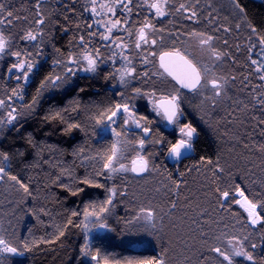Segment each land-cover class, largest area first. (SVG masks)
I'll return each instance as SVG.
<instances>
[{"label":"trees","instance_id":"obj_1","mask_svg":"<svg viewBox=\"0 0 264 264\" xmlns=\"http://www.w3.org/2000/svg\"><path fill=\"white\" fill-rule=\"evenodd\" d=\"M233 1L245 25L255 35L256 42L258 40L264 44V0ZM89 2L0 0V15L6 16L8 23L15 25L27 19L30 28L39 19L40 8L46 7L49 15L55 10L53 23L60 29L56 34L53 32V42L60 52L65 53L75 37L85 42L88 36H93L95 42L101 40L98 39L100 34H97L96 27L95 31L93 27L92 31L85 29ZM197 2L196 10L193 9L195 20L205 27L202 13L211 12V1ZM189 3V0H172L170 9L175 14L179 13L185 27L177 23L173 26L175 30L170 26L165 28L164 44L168 48L177 47L173 46V42H176L174 45L181 43L186 47L188 34H191L188 30L193 21L189 23L181 16L179 6L189 9L192 7L188 6ZM19 10H23V13ZM141 15L144 16V12ZM217 15L220 20L226 16L222 13ZM215 32L212 34L214 41L217 40ZM14 33L7 30L6 35ZM241 38L242 34L236 33L226 42L220 39L215 43L221 54L218 70L228 82H232H227L228 86L220 95L213 94V100H205L207 113L211 115L209 109L218 113L217 124L208 119L209 123L198 125L195 157L183 160L179 172L172 176L171 185L164 184V189L173 194L168 192L167 199L161 202L169 205L173 195L172 204L178 207L173 206L174 212L181 211L184 216L183 211L189 208L187 214L192 213L190 217L194 215L198 218V213L202 211L208 219L217 215L220 226L228 225L230 231L233 225L229 218L224 219L221 195L238 190L247 198L254 197L263 215L262 222L257 231L249 228V225L241 230L246 237L252 236L250 231H254V234L257 232L260 244H255V247L259 246V250L252 262L240 261L237 264H264V46L258 48L254 43L255 54L247 59L248 55L241 54L240 48H237L238 41L244 46ZM101 58V62L108 64L104 56ZM222 70L225 71L222 73ZM49 71L48 65L38 71L28 88V102L36 97ZM109 73L102 69L92 77H81L68 90L45 98L35 112L12 126L0 140V153L8 163L7 176L17 182L27 197L29 219L20 238L23 257L16 264H88L83 256L84 217L105 209L112 187L106 167L112 156L113 139L101 136L100 129L118 108L127 104L124 92L113 88L115 78ZM141 86L143 90L154 91L158 96L165 94V90L175 88L168 79L164 83L159 77H153L150 86ZM249 90L252 92L245 96L247 98H239L238 95ZM185 105L188 110H198L201 100ZM200 116L203 121L205 118ZM213 125L216 132L205 129ZM158 134L166 140L169 138L163 133ZM146 185L149 186L148 183ZM122 201L117 202L119 209L120 202L121 208L131 210L134 207L130 192L125 194ZM239 209L237 212L240 215L242 210ZM118 213L116 221L112 222L116 235L120 232L121 213ZM206 222L203 224L206 228L213 226L209 225L208 220ZM162 240L158 244L165 247L173 259V252H177L181 241H173V238ZM193 248L197 252L195 255L201 253L202 243L195 241ZM161 252L158 248L134 249L103 240L93 247V254L100 264H159Z\"/></svg>","mask_w":264,"mask_h":264},{"label":"rangeland","instance_id":"obj_2","mask_svg":"<svg viewBox=\"0 0 264 264\" xmlns=\"http://www.w3.org/2000/svg\"><path fill=\"white\" fill-rule=\"evenodd\" d=\"M88 1L93 2V19L96 30H98L99 26L101 29H104L107 21L103 16L102 8L110 6V9L112 2L115 0ZM189 1L188 6H192L190 8L196 10L197 0ZM210 1L211 12L204 14L201 10L203 15V18H201L205 27L203 25L200 26L199 22L197 24L195 17H192V20H188L190 14L187 16L188 18L186 17L189 23L193 21L191 23L193 26L191 25L188 30L191 33L190 35L188 34L186 45L188 56L205 72L206 87H203L199 92L204 97L200 98L201 107L197 110L203 116L202 118L205 119L202 121L201 116H197L196 119L200 126L203 125L201 123H207L208 119L217 124L218 113L209 109L211 115L208 114L205 100H213L214 90L223 92L228 83L232 82H228L227 78L223 77L218 70L221 54L219 53V49L215 47V43L220 41V39L226 42L234 34L241 33L244 46H241L240 41L237 40V48H240L241 54L243 52L248 55L247 59L252 58V55L255 54L254 43L258 45V48H263L264 46L261 41L257 40L256 42L255 35L245 25L233 0ZM128 2L130 3V0ZM19 11L23 13V10ZM54 12L55 10L51 15L46 14L43 17H39L30 28L28 27L29 20L27 21V19H23V21L15 25L11 22L8 23L6 16L0 15V38L5 41L4 49L0 52V103L3 105L0 108V140L3 134L12 126L35 112L42 100L54 95L58 91H65L67 87L73 84L74 80L72 77H64L58 71L41 86L36 97L28 102L26 82H24L27 69L21 73L16 71L17 67H20L21 61L23 59L27 60L28 52H32L30 55L34 54L33 60L40 63L47 57L46 55H42L39 59L38 52L43 49L50 50L51 48L54 28H56L53 23ZM218 13L225 14V19L221 17L220 20L217 15ZM212 28L216 32L210 31ZM10 29L15 33L7 36L6 32L7 30L11 31ZM214 32L217 37L215 41L213 40L214 36H212ZM105 33L98 35V37L106 40L107 36L112 34L110 30H105ZM34 36H36V40L32 41ZM78 38L77 52L74 56L78 57L77 59L80 61L79 63L77 61L76 65L79 68H83L85 72H91L92 74L102 69L106 70V72L112 71L115 78L113 88L121 90L124 92V97H127L126 106L118 108L109 118L108 123L100 129L101 136H110L113 139V152L106 167L112 187L105 209L101 213H89L84 217L82 226L84 237L83 256L86 263L100 264L97 256L93 254V247L97 242H101L102 240L128 245L135 249L158 248L162 250V259H160L159 264H237L240 261L252 262L253 257L259 250V246L255 247V244L259 243L260 237L257 232L254 234V231L249 232L252 235L251 237H246V234L242 233L241 228H247L249 225V228L257 231L262 222L263 215L254 197L247 198L246 194L242 191L236 190V199L234 198L235 190L232 193L225 192L221 195L224 219L227 220L226 218H229L230 224L233 225L230 231L228 230V225L220 226V218L217 215L212 217L213 220L208 219L204 216L205 212L202 211L200 214L198 213V218L194 215L190 217L192 213L188 215L187 213L190 210L186 208L183 211V216L181 211L174 212L175 208L173 206L176 209L178 208L174 203L171 209L170 220L165 225L161 223L156 224L158 220L156 218L159 215L158 212L155 213L153 211L150 203L159 196L158 192L160 189L149 186L139 189L138 185L135 184L137 180L130 171L133 159L143 155L149 161V168L151 167V172L149 170L148 175L143 178V181L152 183L153 180L154 184L160 183L159 176L161 175L156 171V168L159 169L160 166L158 161L161 159L162 141L156 135H153V129L149 125L146 126L145 119L143 120L137 115L139 108H148L156 121L161 122L162 124L160 125H164L162 116L159 115L158 110L154 107V101L158 98V94L154 93V91L150 92L147 89L143 90L142 86L139 85L141 82V78L139 77L142 76L143 70L145 68L150 69L152 63L143 61L145 65L142 66L139 62L140 60H129L126 56H122L120 52L110 49L107 53L109 60L105 58L109 64L101 62V59L99 61L95 60L94 66L90 69V63L85 59L88 55L86 52L88 51V43ZM91 57L96 59L94 56ZM118 57L120 60L116 59ZM118 61L120 65L117 68ZM224 71L222 70V73ZM152 74V76L159 77L166 83L167 79H165V75L159 68L157 70L153 69ZM57 76L61 77V80L58 83H54V78ZM262 78L264 81V77ZM210 81H219L217 88L213 87L212 89L209 84ZM249 91L238 95L239 98H247L245 96L252 92L251 90ZM211 95L213 97H210ZM195 96L197 97L198 93ZM11 101L12 105L15 106H12L13 108L8 105ZM223 106L225 108V105ZM12 116H14V119L11 118ZM214 128L215 126L213 125L205 129H208L210 132H216ZM215 165L217 166L218 164L216 163ZM7 167V159L0 153V264H16L23 257L20 238L25 230L29 214L27 211L26 194L17 182L7 176ZM154 173L157 174L153 175ZM155 186L158 187V185ZM127 192H130L132 196V202L133 204L135 203L134 207L131 210L121 208L120 202L119 209L117 202L122 201ZM226 194L228 195L227 198ZM242 197H245L253 207H257L254 215H252L253 210L248 209V207L242 204ZM150 199L151 201H149ZM125 203H128V201H125ZM239 208L242 210L240 215L237 212ZM119 211L121 213L120 232L116 235L112 222L116 221ZM150 211H153V213H150ZM195 220H198V222ZM206 220L209 221V225L213 226L206 228V225H203L207 223ZM197 225L200 227H196ZM187 237L193 239L189 241ZM167 238H173V241L176 240L177 242L181 241L177 252H173V255L175 254L173 259L171 257L172 254L167 252L165 247L158 244L161 242V239L164 241ZM195 241L202 243L203 246V250L197 254L198 256L195 255L197 252L193 248ZM204 241L208 243L204 244Z\"/></svg>","mask_w":264,"mask_h":264},{"label":"flooded vegetation","instance_id":"obj_3","mask_svg":"<svg viewBox=\"0 0 264 264\" xmlns=\"http://www.w3.org/2000/svg\"><path fill=\"white\" fill-rule=\"evenodd\" d=\"M88 1V0H87ZM47 2V0H42V3ZM172 6V0H130V3L128 0H115L112 2L111 8L109 7H103V16L107 21V25H104L105 30H110L112 34L110 36H107L106 40H100L95 42L93 36H88L86 39V43H88V55L86 56V60L90 63V69L94 66L95 60L99 61L102 58L101 56H104L106 59L108 50L113 49L117 52H120L122 56H126L127 59H137L140 60L142 66L145 64L144 62L152 63L150 69L145 68L143 70V74L141 77V82L139 85L147 84V86H150L152 83V79L154 76H152L153 69L159 68L158 65V56L164 52H179L183 54L185 57H187L198 69L202 81L200 86L194 90V91H186L182 88H180L173 80H171L166 74L165 77L174 85L173 90H165V94L158 96V98L154 101V107L158 110V113L160 116H162L164 120V125L161 122H157L154 115L148 110V108H139L137 110V115H139L143 120L146 121V126L149 125L151 129H153V135H158L160 140L162 141V151L160 153L161 159H159V169L156 168V171L160 173V183L154 184V181L152 180V183H148L147 181H143V178L148 175V172L151 167L149 168V161L147 158L143 155L137 156L134 159H139L140 164H145L146 169L142 172L140 175H134L136 178V185H138L139 189H144L148 187L146 184H149V187H155L159 188V196L151 201L150 205L153 208V211L156 213L158 212L159 217L156 218V224H166L167 221L171 218V209H172V196L171 195V202L169 205L164 204L161 202L162 199L168 197L167 190L164 189V184L171 185L172 176L174 174H177L179 172L180 165L183 160L190 159L195 157V142L198 138V121H196L197 116L200 117L199 111L194 108L193 110L187 109V103H195L200 100L201 97H204L199 94L201 89L203 87H206V81L204 77V71L202 68H200L195 62H193L189 56H188V50L187 48L181 45H174L177 46L174 48H168L167 45H165V28L167 26L173 27L174 25H177V23H180L182 28L185 27L184 21L180 18L179 13L175 14L170 9ZM182 11L180 12L181 16L183 15L186 19V17L190 14V17L188 20H192V17H195L196 13L193 11V9L189 8L187 9L183 5L179 6ZM144 12V16H140V14ZM49 14V10L44 7L40 8L38 16L43 17V15ZM87 15L88 20L85 29L87 31H92V27L94 28V19H93V2H89L87 7ZM187 20V19H186ZM187 24V23H186ZM175 30V27H173ZM60 28H54V34H56L57 30ZM101 29L100 26L98 27L97 34L103 35L106 34L105 30ZM95 31V28H94ZM42 32V31H41ZM46 34V32H44ZM36 40V36L33 37L32 41ZM1 41L3 44H1ZM77 37L75 39L73 38V41H71L68 50L63 53L58 50L56 47V44L53 42L51 44L50 50H41L38 52L40 59L41 56L46 55L42 61V63L33 60V55H30L31 53L28 52L27 60L23 59L21 61L20 67H17L16 71L18 73H21L22 71L27 69V74L25 75L26 82V96H28V88L29 86L34 82V79L36 77V74L38 71L45 65H48L49 67V75L45 79L43 83H41L39 89L41 86L48 81L52 75L56 72H60L61 75L64 77H72L73 78V84L71 86L67 87L66 90L73 87L79 78L81 77H92L93 75L91 72H85L83 68H79L77 66V61L79 63L78 57H75L74 54L77 52ZM168 41V40H167ZM169 42V41H168ZM172 44V43H171ZM187 45V43H186ZM5 46V41H3L0 38V52L3 51ZM36 53V52H35ZM49 54V55H48ZM110 54V53H109ZM96 57L94 59L93 57ZM118 60V58H116ZM109 60V59H108ZM34 61V62H33ZM109 64V63H108ZM120 65V62L117 63V68ZM137 67V65H136ZM153 68V69H152ZM149 70V71H147ZM111 74H113L112 71ZM142 73V72H141ZM110 74V73H109ZM61 77L57 76L54 78V83L60 82ZM210 87L213 89L217 88L219 85V81H210L209 82ZM65 90V91H66ZM39 91V90H38ZM64 92V91H63ZM152 92V91H150ZM61 91L56 92L55 94H59ZM155 93V92H154ZM198 93V96L195 95ZM54 94V95H55ZM215 95H220V91L214 90ZM186 95L184 98L183 96ZM183 97V98H182ZM159 99H172L175 100L177 104L176 113L172 116V120L169 121L168 117L159 109L156 107L155 103ZM0 108L3 107L2 103H0ZM9 107L13 108L15 107L12 105V101L8 104ZM13 106V107H12ZM15 110V109H14ZM192 111V112H191ZM11 118L14 119V116ZM148 131V130H147ZM146 131V132H147ZM158 133L162 135V133L167 136V140L163 138L164 136H160ZM147 140V139H146ZM188 144L191 146L190 153H186L185 151H182V146ZM182 145V146H181ZM133 159V160H134ZM131 171V170H130ZM158 173V175H159ZM157 173H154L153 175H156ZM155 185H158L155 186ZM162 185V186H161ZM237 191H234V198L237 197ZM173 194V193H171ZM227 198V194L225 195ZM251 204L247 199L246 201H243L242 204L245 207H248V209L253 210V208L249 205ZM252 205V204H251ZM141 207V206H139ZM138 208V207H137ZM153 211H150V213H153ZM166 213V214H165ZM163 214V215H162ZM252 215H254V212H252ZM98 243V242H97ZM96 243V244H97Z\"/></svg>","mask_w":264,"mask_h":264},{"label":"water","instance_id":"obj_4","mask_svg":"<svg viewBox=\"0 0 264 264\" xmlns=\"http://www.w3.org/2000/svg\"><path fill=\"white\" fill-rule=\"evenodd\" d=\"M1 44H3L2 41ZM158 65L164 74L186 91H194L201 84L202 78L198 69L187 57L179 52H164L160 54L158 56ZM155 105L168 117L169 121L172 120V116L175 115L177 108L175 100L159 99L156 101ZM181 149L188 154L191 151V146L185 144ZM145 169L146 165L144 163L140 164L139 159H134L131 162L130 170L133 175H140ZM241 200L242 202L246 201V198L242 197ZM249 205L253 208L255 213L257 207H253L251 204Z\"/></svg>","mask_w":264,"mask_h":264},{"label":"bare ground","instance_id":"obj_5","mask_svg":"<svg viewBox=\"0 0 264 264\" xmlns=\"http://www.w3.org/2000/svg\"><path fill=\"white\" fill-rule=\"evenodd\" d=\"M135 249V248H134Z\"/></svg>","mask_w":264,"mask_h":264}]
</instances>
